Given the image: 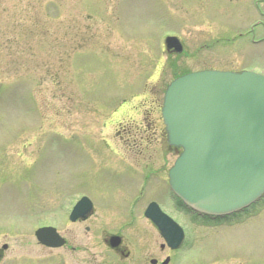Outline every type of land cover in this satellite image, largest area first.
<instances>
[{"label":"rangeland","instance_id":"obj_1","mask_svg":"<svg viewBox=\"0 0 264 264\" xmlns=\"http://www.w3.org/2000/svg\"><path fill=\"white\" fill-rule=\"evenodd\" d=\"M256 10L252 0H0V264H264V198L234 219L187 210L166 185L175 152L160 116L178 75L264 71ZM165 34L191 51H162ZM82 192L95 207L72 223ZM149 200L186 231L179 249L161 248L142 213ZM42 225L67 245H40ZM113 234L127 258L107 245Z\"/></svg>","mask_w":264,"mask_h":264},{"label":"water","instance_id":"obj_2","mask_svg":"<svg viewBox=\"0 0 264 264\" xmlns=\"http://www.w3.org/2000/svg\"><path fill=\"white\" fill-rule=\"evenodd\" d=\"M162 113L170 142L184 148L170 176L185 202L206 213L225 214L264 192V76L209 71L182 76L168 87ZM145 214L170 247L179 246L181 229L156 204ZM35 234L50 247L64 243L53 228ZM118 242L112 237L109 244Z\"/></svg>","mask_w":264,"mask_h":264},{"label":"flooded vegetation","instance_id":"obj_3","mask_svg":"<svg viewBox=\"0 0 264 264\" xmlns=\"http://www.w3.org/2000/svg\"><path fill=\"white\" fill-rule=\"evenodd\" d=\"M253 1H255L256 4L262 6L263 9H264V0H253ZM255 17H256V16H255ZM257 18H258L259 21L264 25V10H263V12H262V16H261V17L257 16ZM263 37H264V36H263ZM263 37H261V38H263ZM137 160L140 161L139 159H137Z\"/></svg>","mask_w":264,"mask_h":264}]
</instances>
